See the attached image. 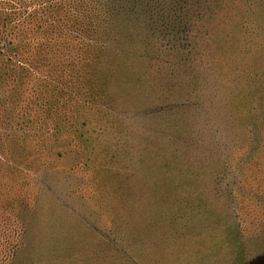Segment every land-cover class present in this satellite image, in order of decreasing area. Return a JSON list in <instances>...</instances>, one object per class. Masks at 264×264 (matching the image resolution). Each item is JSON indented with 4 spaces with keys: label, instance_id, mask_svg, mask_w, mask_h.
<instances>
[{
    "label": "rangeland",
    "instance_id": "rangeland-1",
    "mask_svg": "<svg viewBox=\"0 0 264 264\" xmlns=\"http://www.w3.org/2000/svg\"><path fill=\"white\" fill-rule=\"evenodd\" d=\"M30 19L0 51V264H264V0Z\"/></svg>",
    "mask_w": 264,
    "mask_h": 264
},
{
    "label": "trees",
    "instance_id": "trees-1",
    "mask_svg": "<svg viewBox=\"0 0 264 264\" xmlns=\"http://www.w3.org/2000/svg\"><path fill=\"white\" fill-rule=\"evenodd\" d=\"M65 2L66 0H0V41L4 42L0 51L5 49V44H12L10 39L4 40V29L12 27L18 29L30 28L28 31L34 30L36 25L35 27L31 25L30 18L39 19L46 8L51 9L53 6L64 4ZM19 41H21V37Z\"/></svg>",
    "mask_w": 264,
    "mask_h": 264
}]
</instances>
